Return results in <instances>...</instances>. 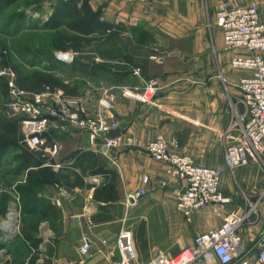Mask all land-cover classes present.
Here are the masks:
<instances>
[{
    "label": "crops",
    "instance_id": "0c3cea01",
    "mask_svg": "<svg viewBox=\"0 0 264 264\" xmlns=\"http://www.w3.org/2000/svg\"><path fill=\"white\" fill-rule=\"evenodd\" d=\"M227 1L243 7L255 4L259 19L264 22V0ZM53 2L74 6L80 18L89 14L85 28L95 37L98 22L118 31L117 35L99 40L97 50L79 62L86 69L84 76L77 66L71 68L72 78L84 79L86 87L70 94L61 88L55 89L57 92L93 111L103 90L138 83L130 73L133 67L140 68L144 79L156 78L159 90L151 106L116 99L113 116L121 132L132 135L135 143L130 148L113 150L108 158L94 153L85 135H55L59 153L52 162L61 166L52 169L59 180L70 182L45 185L43 192L37 194L43 201L34 207H51L57 215L44 218L30 236L26 234L31 240H39L32 252L50 254L53 264H77L78 258L82 264H88L84 262L88 259L89 264H97L94 257L100 264H111L118 258L115 241L124 226L125 195L143 187L142 177L147 176L145 197L149 194L151 198L138 201L131 208L133 226L143 221V227L151 217L152 233H157L158 228H164L165 233L163 238H149L147 246H137L136 256L147 259L163 252L173 257L191 247L195 235L217 228L226 214L243 208L248 199L260 197L257 216L238 230L240 258L253 264L257 244L264 237V149L256 160L232 171L224 165V148L232 144L224 132L233 110L242 111L238 83L249 75L246 70L233 69L231 60L249 54L242 49H224L222 33L215 24L218 0ZM139 37L143 42L138 43ZM48 49L54 50L52 46ZM153 56L157 60L150 58ZM94 71L103 75H94ZM157 136L166 140L171 153L186 155L196 165L221 171L218 190L230 202L220 208L218 216L207 207L186 222L176 210L167 196L170 191L181 189L182 182L169 176L166 164L154 161L145 151V146ZM159 180H164L166 187H161ZM85 209L91 213L85 214ZM83 238L90 246L84 259L80 253ZM3 253L1 249L0 255ZM211 264L220 263L212 258Z\"/></svg>",
    "mask_w": 264,
    "mask_h": 264
},
{
    "label": "built area",
    "instance_id": "2783aa9c",
    "mask_svg": "<svg viewBox=\"0 0 264 264\" xmlns=\"http://www.w3.org/2000/svg\"><path fill=\"white\" fill-rule=\"evenodd\" d=\"M215 24L222 33L225 50H245L249 55L236 56L231 60V67L246 70L249 75L242 77L238 83L242 111L233 110L224 137L230 138L231 145L225 146L223 161L225 167L233 170L256 160L263 151L264 140V22L260 21L257 6H236L227 0H218ZM108 32V31H107ZM52 58L64 64L74 60V54L52 50ZM157 60L155 56L150 57ZM131 76L137 84L115 86L103 90L97 100L96 109L89 111L72 98L57 92L26 93L17 83L14 70L8 66L0 69V78L5 80L8 98L3 105L8 117L18 118L25 146L31 152L50 162L53 168L61 165L52 162L59 153V144L55 135L58 133L76 132L85 135L92 151L104 158L110 152L125 146L132 147L135 140L132 135L121 132L119 122L113 116L115 101L121 97L132 102L151 106L155 103L159 84L156 78L144 79L138 67L131 68ZM119 129L120 134L114 138L102 136L103 133ZM146 153L157 162L165 163L166 173L182 182V188L173 190L168 196L174 201L176 210L186 222H190L195 212L211 208L218 216L219 210L230 200L223 197L219 190L221 171L217 168L199 166L186 155L171 153L166 140L157 136L145 146ZM143 187L134 193L125 195V205L136 204L147 195L149 179L142 177ZM161 187H166L164 180H159ZM64 194V191H62ZM258 199H248L243 208L226 214L220 225L204 234L193 238V245L182 249L173 257L158 252L146 262L137 263L132 234L121 229L115 241L118 258L111 264H208L209 256L220 264H247L240 258L239 228L253 220L258 214ZM58 205V202L55 201ZM85 214L91 213L85 209ZM18 214L14 211L9 217L15 220ZM11 223V222H10ZM13 226V224H12ZM6 228L16 235L17 229ZM87 238L82 239L80 253H89ZM253 264H264V237L257 244V253Z\"/></svg>",
    "mask_w": 264,
    "mask_h": 264
},
{
    "label": "rangeland",
    "instance_id": "374dc122",
    "mask_svg": "<svg viewBox=\"0 0 264 264\" xmlns=\"http://www.w3.org/2000/svg\"><path fill=\"white\" fill-rule=\"evenodd\" d=\"M19 14L23 15V19L17 17ZM89 17V14H85L84 18H80L74 6L54 3L53 0H16L10 4L0 0V69L10 66L16 74L19 88L26 93L54 95L57 93L55 89L61 88L66 94H70L85 88L84 79L72 78L74 73L71 68L77 66L79 74L84 76L86 69L79 62L88 58L87 53L96 51L99 46L100 41L88 42L98 37L89 34L90 30L85 28ZM60 35L77 36L79 40L69 41L60 49L74 54V60L70 64L55 61L51 49H48L52 46V39ZM120 35L123 36L122 33ZM101 39L102 37L99 40ZM37 51L39 58L33 57V53ZM96 74L100 77L103 75L94 71V75ZM7 98L5 80L0 78V209L4 210V215L0 216V244L4 249V253L0 255V264H53L54 259L50 254H44L42 250L32 252L23 238L26 234L30 236L31 230H36L38 222L57 215L51 207H34L43 201L37 198V194L43 192L45 185H65L70 180H59L50 162L27 149L19 119L8 117L4 112L3 105ZM161 195L164 196V193ZM150 198L148 194L139 202L149 201ZM171 201L174 203L172 199ZM132 207L133 205L124 206L122 229L131 232L137 252V246H147L149 238H163L165 229L158 228L157 233H152L151 217L146 220L145 226L142 227L143 221H138L133 226L130 212ZM14 211L18 216L11 221L9 217ZM6 224H10V227L13 224L12 227L17 229L16 235L6 229ZM44 244L49 245V242ZM94 258L100 264L98 257ZM150 258H140L137 254L136 262H146ZM90 261L88 259L84 262L89 264ZM207 262L212 263L211 256ZM77 264H82L79 258Z\"/></svg>",
    "mask_w": 264,
    "mask_h": 264
},
{
    "label": "trees",
    "instance_id": "16d2710c",
    "mask_svg": "<svg viewBox=\"0 0 264 264\" xmlns=\"http://www.w3.org/2000/svg\"><path fill=\"white\" fill-rule=\"evenodd\" d=\"M5 1H6L7 4H10V3L15 2L16 0H5ZM17 17L23 19V15L22 14H19ZM96 33H97L98 37H100V38L101 37L102 38L104 37V39H107V38H110V37H112L114 35H117V28L114 27V26H112V25H109V24H104L102 22H98V24L96 26ZM58 37H60V38H58ZM58 37L57 36L54 37V39H52V42H51V45H52V47H53L54 50H60L69 41H75V42L76 41H79L78 38H77V36L63 37V36L60 35ZM98 37L92 38L88 42L95 41V40L96 41H99L100 38H98ZM86 41H84V42H86ZM139 41L140 42H143L141 40V37L138 38V43H140ZM37 53H38V51L37 52H34L33 53V57H38L39 58V55ZM37 156H39V155L37 154ZM3 215H4V210L0 209V216H3ZM23 241L26 244L29 245V248H32V249L35 248V247H37V245L39 243V240L38 239L31 240L29 238V236H27V235L23 238ZM1 249H3L2 244H0V250Z\"/></svg>",
    "mask_w": 264,
    "mask_h": 264
},
{
    "label": "water",
    "instance_id": "95a60500",
    "mask_svg": "<svg viewBox=\"0 0 264 264\" xmlns=\"http://www.w3.org/2000/svg\"><path fill=\"white\" fill-rule=\"evenodd\" d=\"M120 134L119 129H112L102 134V136L108 137V138H114ZM15 237V236H14ZM13 239V238H12ZM81 258H85V256L81 255Z\"/></svg>",
    "mask_w": 264,
    "mask_h": 264
},
{
    "label": "bare ground",
    "instance_id": "6f19581e",
    "mask_svg": "<svg viewBox=\"0 0 264 264\" xmlns=\"http://www.w3.org/2000/svg\"><path fill=\"white\" fill-rule=\"evenodd\" d=\"M6 227H7V228H10V224H6Z\"/></svg>",
    "mask_w": 264,
    "mask_h": 264
}]
</instances>
